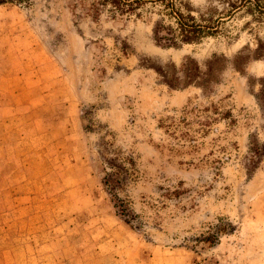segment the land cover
Segmentation results:
<instances>
[{
	"label": "rangeland",
	"instance_id": "1",
	"mask_svg": "<svg viewBox=\"0 0 264 264\" xmlns=\"http://www.w3.org/2000/svg\"><path fill=\"white\" fill-rule=\"evenodd\" d=\"M173 3L196 42L155 40L176 26L159 0L0 4V264H264V0ZM211 105L231 115L203 131ZM107 133L135 161L131 223L101 183Z\"/></svg>",
	"mask_w": 264,
	"mask_h": 264
},
{
	"label": "trees",
	"instance_id": "2",
	"mask_svg": "<svg viewBox=\"0 0 264 264\" xmlns=\"http://www.w3.org/2000/svg\"><path fill=\"white\" fill-rule=\"evenodd\" d=\"M14 1L16 2L20 0H0V4ZM147 1L155 0H99V3L101 5L108 6L112 14L129 15L137 14V9ZM159 1L162 2L163 7L168 11L165 14H168L170 17L175 19L176 26L173 27L166 24L163 18L155 20L153 23V34L157 42L166 46H175L179 43H193L199 40L206 33L203 26L197 23L192 15L188 14L187 16H184L181 11L175 8L173 0ZM187 21L190 22L188 23ZM206 82L207 80L203 78V80L198 82V84L205 89ZM257 99L264 114V79L261 83ZM194 110H196V108L185 112L192 113ZM200 112H202V115L194 114V117L196 122L200 124L203 131L204 127L215 119L211 118V114L209 115V112L225 118L231 115L229 110L220 112L219 108L215 105H211L209 107L206 106L200 109ZM179 122L181 125H187L186 127L191 124L190 121H186L184 116L179 120ZM160 125L166 132L170 131V133L173 134L174 131L170 130L173 127L172 122L161 120ZM108 136H110V138H108ZM182 136L190 139L187 133ZM112 140L113 136L107 133L104 137H101L98 142V160L102 166L103 172L101 183L105 192L109 194L110 200L113 202V206L115 207L117 213L124 218L126 223H131L136 220V214L130 207L129 201L120 196V192L124 191L127 183L135 176L137 171L135 161L132 156L123 155L120 151L116 150L113 146ZM262 148H264V144H262Z\"/></svg>",
	"mask_w": 264,
	"mask_h": 264
},
{
	"label": "crops",
	"instance_id": "3",
	"mask_svg": "<svg viewBox=\"0 0 264 264\" xmlns=\"http://www.w3.org/2000/svg\"><path fill=\"white\" fill-rule=\"evenodd\" d=\"M17 194H20V193H17ZM24 194V193H23ZM23 194H20L19 196L23 195Z\"/></svg>",
	"mask_w": 264,
	"mask_h": 264
}]
</instances>
